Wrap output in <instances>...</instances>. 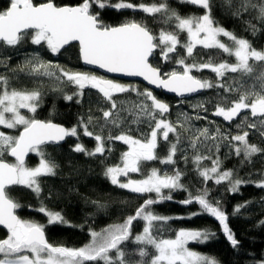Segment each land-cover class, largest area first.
Wrapping results in <instances>:
<instances>
[{"label":"snow or ice","instance_id":"snow-or-ice-1","mask_svg":"<svg viewBox=\"0 0 264 264\" xmlns=\"http://www.w3.org/2000/svg\"><path fill=\"white\" fill-rule=\"evenodd\" d=\"M181 2L202 9L203 14L181 16L170 7L168 0H152L150 3L141 0L137 4L131 0H117L115 3L112 0H79L76 4H57L56 0H8L7 7L0 9V45L16 48L27 40L32 45L46 47L53 55H59L66 46L76 42L79 59L85 65L97 66L107 73L141 77L148 84L180 97L212 88L236 92L239 93L237 99L230 102L226 97H221L212 115L222 117L231 124L244 110H250L235 127L264 128V72L256 76L259 90L255 85L246 87L240 81H236V87L221 82L229 73L252 77L254 66L250 61L264 62V51L256 50L247 39L237 37L219 25L213 17V0ZM224 4L234 7L233 0H224ZM106 8L139 11L154 19L160 17L163 24L173 27L172 30L161 28L158 34H154L142 21L128 20L119 25H108L100 14ZM250 10L255 11V19L264 24V0H240L239 7L232 14L239 17L241 13ZM248 26L253 34L258 30L250 21ZM181 33L186 34V40H180ZM198 46L234 57L235 62L215 63L211 57L207 62H188ZM178 48L183 49L186 55L180 56ZM173 54L177 57L175 60ZM157 57L164 63H175L176 67L163 72L161 67L152 63ZM0 64L7 67L3 60H0ZM29 65L30 75L44 76L58 83L75 86L76 91L71 95L64 94V100L72 101L75 97L76 103H80L84 90L90 88L96 90L110 104V108L100 109L102 123L89 115L87 119L80 117L76 125L66 128L51 120L22 114V109L32 114L37 112L42 92L39 89L11 88L8 77L0 75V126L5 129L22 127V131L15 136L0 131V226L6 229L5 237L0 239V264H129L126 258L128 253L123 247L129 242L137 246L135 251L141 258L138 264H219L216 259L188 247L190 242L202 244L214 238L216 233L210 229H179L175 238L167 239L157 238L154 234L156 222L191 219L201 214H207L218 222L232 248L240 246V241L229 227L228 214L220 201L210 199L207 184L209 181L217 185L227 182L228 191L232 193L239 192L241 185L247 183L264 189V179L245 181L235 177L232 169H223V160L219 155L221 148L227 147L229 154L242 156L244 161L251 162L254 155L264 152V149L249 143L248 131L231 134L222 131L219 126L214 130L204 127L195 129L190 137H185L188 147L193 150L191 163L204 184L195 195L181 182L184 173L175 167L171 173H161L159 169L153 168L143 179H131L128 178L129 174L141 172L144 162L158 160L161 164L175 166L182 143V132L179 129L187 131V125L193 118L181 113L183 121L174 124L167 119L170 106L158 99L151 90L141 91L135 85L120 83L104 76L67 70L51 61H44L38 53L26 59L25 66ZM204 69L216 74L215 83L193 75V71ZM19 70L24 71V66ZM53 90L62 92L61 88ZM130 93H135L140 99L131 104L125 101L118 104L115 98L118 94ZM194 107L205 112L208 110L204 103ZM128 116L132 117L130 122ZM195 119L207 117L197 115ZM94 121H97L100 128L99 133L94 130L97 126ZM128 123L147 124L149 131L133 136V129L129 127L125 130ZM113 128L121 130L113 135ZM105 129L108 130L106 135ZM81 133L96 141L92 150L82 143L75 144L73 151L86 156L104 155L106 143L113 141L127 145V150L121 154V163L106 167L105 177L112 185L131 193L142 196L154 193L155 196L149 195L135 213L127 216L123 222L108 225L99 232L90 229V242L81 247L53 245L46 238V225L20 218L16 210L22 205L11 197L9 190L20 186L40 197L42 178L56 176L58 167L49 158L45 146L58 145L67 137L79 139ZM170 134L174 140L170 139ZM261 135H264V131ZM161 142L168 145L164 157L157 154ZM107 150L111 151V148ZM30 153L39 157L35 167L26 163ZM7 156L13 157L14 162H8ZM182 158L185 162L189 160L187 155ZM205 160L211 161L210 167L203 165ZM179 190L188 192L187 198L179 203H195L199 211L187 217L161 216L153 211L154 205L171 201L172 192ZM246 206L237 205L233 215ZM98 207L103 208L104 205L98 204ZM36 210L47 217V225L75 227L60 212L48 209L43 202ZM137 221L143 222V228L138 234H133L134 222ZM260 224L264 225V220ZM148 246L154 249V254L145 261L143 258L149 256ZM258 264H264V259L259 260Z\"/></svg>","mask_w":264,"mask_h":264},{"label":"trees","instance_id":"trees-1","mask_svg":"<svg viewBox=\"0 0 264 264\" xmlns=\"http://www.w3.org/2000/svg\"><path fill=\"white\" fill-rule=\"evenodd\" d=\"M39 2V0H37ZM79 0H56L57 4H76ZM113 3L117 0H112ZM133 4L140 3L141 0H131ZM145 3H150L152 0H143ZM158 2V0H157ZM171 8L175 9L181 16L202 15L203 10L190 4L182 3L181 0H168ZM213 17L216 22L225 27L230 32H233L237 37L247 39L253 48L259 51H264V24L255 19L256 12L250 10L247 13H241L239 17L232 13L239 7L240 0H233L234 7H228L224 4V0H213ZM8 5V0H0V9H4ZM101 16L105 24L119 25L128 20H136L144 22L154 34H158L161 28L172 30V25L163 24L160 17L155 19L147 16L139 11L121 10L117 11L113 8L101 10ZM251 22L258 29L255 34L248 26ZM186 34L181 33L180 39L185 40ZM180 56L186 55L183 49L178 48ZM39 56L44 61H51L53 64H58L67 70H87L98 75L100 73L84 68L79 59L78 45L72 44L63 49L61 54L53 55L46 50V47L32 45L29 41H25L16 48L5 47L0 45V60H3L7 67L0 64V75L6 76L9 79V86L16 89H39L42 92V100L35 114L36 119L51 120L52 122L60 123L67 128L76 125L80 117L87 119L89 115L99 119L102 123V112L100 109L110 108V104L105 101L102 96L94 89L86 88L80 103H76V98L72 101L63 99L64 94L71 95L76 91L75 86L71 84L58 83L51 78L44 76H34L29 74V66H25V61L31 58L34 54ZM220 63L228 61L234 63L235 58L226 54L218 53L217 50H205L197 47L194 50L193 57L188 61L192 62H207L209 58ZM177 57L173 54V60ZM154 66L161 67L163 72H167L175 63H164L159 57L152 60ZM254 66L252 77L242 76L239 73H229L221 81L231 84L236 87V81L244 83L246 87L256 86L259 90V85L256 81V76L264 72V62L250 61ZM24 66V71H20V67ZM193 75L200 79L209 80L213 83L217 81L216 74L209 69L202 71H193ZM116 81V80H115ZM124 83L122 80H118ZM126 84H132L143 91L148 87L138 81H125ZM55 88H61V91H54ZM149 90V89H148ZM239 93L224 92L220 88L206 89L202 94L190 99H177L169 97L162 92H155V96L164 100L170 106L168 118L174 123L182 122L181 113H186L193 119L189 121L187 131L179 129L182 132V143L179 146L181 152L177 153L176 164L164 165L159 161L144 162L142 170L138 173H131L130 176L134 179H143L148 175L151 169H159L161 173H171L173 167L180 169L184 175L182 183L185 187L195 195L199 189L204 187L202 178L197 174L194 165L191 163L193 150L188 147V140L185 137H190L195 129L208 127L215 129L219 126L222 131L237 134L240 131H248V141L255 144L261 149H264V135L261 132L264 128L250 129L246 126L243 129H237L235 125L241 122L244 115L250 110H244L231 124L224 121L222 117L212 115L215 110V104L220 102L221 97H226L227 101L237 99ZM116 100L125 101L129 104L137 101L140 98L135 93L118 94ZM208 101H211L210 103ZM199 103H204L208 109L206 112L194 107ZM126 115V114H124ZM199 115L207 117V119H195ZM132 119L128 116V121ZM214 122V123H210ZM97 125V121H94ZM133 129V136H140L141 133L149 131L147 124H131L125 126ZM138 129V131H137ZM7 134H19V129L11 130L3 128ZM94 130L99 133V126H95ZM121 129H112V134L116 135ZM22 131V127L21 130ZM105 129L104 134H107ZM170 139L174 137L170 134ZM76 143H82L87 149L92 150L96 146V141L93 138L85 137L81 133L79 139L76 137H68L66 142L61 145H46L45 151L49 158L57 165V175L54 177L42 178V191L40 197L35 196L30 190L15 186L9 190V194L22 207L17 209V213L21 219L36 221L46 225L45 232L49 243L53 245H63L71 248H78L88 243L90 240L89 230H101L108 225L121 223L129 215H133L136 209L143 204L144 200L149 195H139L129 192L126 189H121L112 185L104 172L106 167L121 163V154L126 151V145L120 141L106 143V151L104 155L97 154L96 156H86L83 153L73 151ZM111 148V151L107 149ZM168 145L161 142L157 148V154L160 157L167 155ZM207 154V153H205ZM183 155L189 156L188 162L182 158ZM220 157L223 160V169H232L237 178L245 181H259L264 179V152L254 155L251 162L244 161L243 157H236L234 154H229L227 147H222ZM7 161L14 162L9 156ZM39 157L31 153L27 164L32 167L38 164ZM204 166H211V161H203ZM207 187L210 189V199L220 201L221 206L229 216V227L234 232L237 240L240 241L238 248H232L230 243L223 235L218 222L207 214H201L192 217L191 219H170L167 222H156L154 234L157 238H175V233L179 229H210L216 233V236L205 243H192L199 252L216 259L219 264H257L261 259H264V225L260 221L264 220V189L256 187L252 183L241 185L239 192L232 193L228 191V184L224 182L220 185L209 181ZM167 193V190H165ZM173 199L165 201L153 206V211L161 216L168 217H187L190 213L199 211V206L195 203L191 205H183L179 203L187 198L188 192L183 190L172 192ZM97 203H93V202ZM41 202L48 209L60 212L65 220L69 221L75 227L66 225H47V217L37 211ZM98 204L104 205L103 208L98 207ZM246 204L241 208L239 213L233 215V210L237 205ZM143 222H134L133 234H138L142 231ZM6 230L0 228V239L4 238ZM128 253L127 259L129 264H138L140 257L135 251L136 245L127 243L123 246ZM149 256L143 258L149 260L154 254V249L148 246Z\"/></svg>","mask_w":264,"mask_h":264},{"label":"water","instance_id":"water-1","mask_svg":"<svg viewBox=\"0 0 264 264\" xmlns=\"http://www.w3.org/2000/svg\"><path fill=\"white\" fill-rule=\"evenodd\" d=\"M72 44H77L76 42H73ZM71 44V45H72ZM78 45V44H77ZM70 46V45H69ZM69 46H66L65 48L69 47ZM81 65L84 67V68H88L90 70H93V71H96L100 74H102L103 76H106L107 78L109 79H113V80H123V81H138V82H141L143 84H145L149 90H151L153 92V94L155 95V92H162L164 95H167L169 97H175L177 99H190L192 97H196L200 94H202L205 90H201L200 92H197V93H193V94H190V95H186L184 97H180V96H177L176 94L174 93H170V92H167L166 90H163V89H159V88H156L154 85H150L147 83V81H144L143 78L141 77H127V76H123L121 74H115V73H107L105 70L103 69H99L97 66H91V65H85L82 60H81ZM159 99V98H158ZM161 100V99H160ZM163 102H165L164 100H162ZM166 103V102H165ZM41 120V119H40ZM56 124H60V123H57V122H54ZM62 125V124H60ZM64 126V125H63ZM66 127V126H64ZM67 128V127H66ZM68 139V137L64 140V141H61L58 145H61V144H64L66 142V140ZM51 145V144H49ZM53 145V144H52ZM31 155V153L26 157V162L27 160L29 159V156ZM10 157V156H9ZM10 159L12 161H14V158L13 157H10ZM10 162V161H8ZM17 211V210H16ZM18 214V213H17ZM1 229H4L2 226H0ZM6 230V229H4ZM46 233V232H45ZM47 238V237H46Z\"/></svg>","mask_w":264,"mask_h":264},{"label":"rangeland","instance_id":"rangeland-1","mask_svg":"<svg viewBox=\"0 0 264 264\" xmlns=\"http://www.w3.org/2000/svg\"><path fill=\"white\" fill-rule=\"evenodd\" d=\"M180 38V37H179ZM222 39H224V41L226 42V43H230L229 41H227V39L226 38H222ZM181 40V39H180ZM185 40H186V37H185ZM181 41H184V40H181ZM73 71H81V72H89V73H91V74H94V75H97V76H100V75H98V74H96V73H94V72H90V71H87V70H83V69H79V70H73ZM117 82H120V81H118V80H116ZM123 81V80H122ZM121 83V82H120ZM124 84H126L125 83V81H124ZM21 112H22V114H24V115H26V116H32V113H29V112H27V110L26 109H22L21 110ZM167 119L169 120V121H171L169 118H168V116H167ZM172 122V121H171ZM19 129V131L21 130V127L20 128H17V130ZM11 130H16V129H11ZM0 131H4L3 130V126H0ZM6 133V132H5ZM7 134V133H6ZM9 135H14L15 136V134H10L9 133ZM126 150H127V145H126ZM28 165V164H27ZM29 166V165H28ZM37 166V165H36ZM32 167H35V166H32ZM131 174V173H130ZM130 174H129V177L128 178H131V179H134V178H132L131 176H130ZM128 178H121V179H124V180H126V179H128ZM102 230V229H101ZM101 230H95V231H97V232H99V231H101ZM89 242H90V240H89ZM192 243H196V242H190L189 243V245H188V247L191 249V250H193V251H196V252H198V253H201V252H199L198 250H196L194 247H192ZM201 254H203V253H201ZM257 264H258V262H257Z\"/></svg>","mask_w":264,"mask_h":264},{"label":"flooded vegetation","instance_id":"flooded-vegetation-1","mask_svg":"<svg viewBox=\"0 0 264 264\" xmlns=\"http://www.w3.org/2000/svg\"><path fill=\"white\" fill-rule=\"evenodd\" d=\"M100 76H103V75L101 74ZM104 77H106V76H104ZM106 78H107V77H106Z\"/></svg>","mask_w":264,"mask_h":264}]
</instances>
